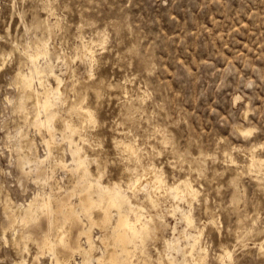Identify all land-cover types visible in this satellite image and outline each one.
I'll list each match as a JSON object with an SVG mask.
<instances>
[{"label":"rangeland","instance_id":"1","mask_svg":"<svg viewBox=\"0 0 264 264\" xmlns=\"http://www.w3.org/2000/svg\"><path fill=\"white\" fill-rule=\"evenodd\" d=\"M39 18L50 23L54 57L64 55L58 69L65 91L72 98V81L79 79L84 103L95 111L94 122L80 126L87 151L99 158L91 163L93 172L102 166L103 181L124 184L150 165L161 168L170 183L189 177L199 188L193 202L198 227L187 231L199 234L202 228L207 248L196 253L206 255L202 264H221L225 247L234 254L229 264H264V165L252 170L248 165L253 145L264 156V0H0V264H32L38 251L33 240L28 250H19L3 201L9 195L17 207L44 186L32 177L26 190L19 185L14 148L19 127L36 139L40 153L45 146L38 129L8 100L18 95L14 74L27 62L21 50L46 32L33 25ZM93 37L105 38L94 42V60L83 47ZM5 51L11 54L3 58ZM29 106L36 112L32 102ZM71 118L81 123L76 114ZM242 124L256 131L243 135L236 127ZM57 125L56 148H65L70 161L63 121ZM74 137L79 140L80 133ZM55 176L71 184L60 165ZM161 193L166 220L155 216L159 235L146 249L152 259L142 263L139 257L137 264H158L164 237L173 235L176 224L177 235L186 228L181 213L170 211L175 199ZM39 261L51 264L50 252Z\"/></svg>","mask_w":264,"mask_h":264},{"label":"bare ground","instance_id":"2","mask_svg":"<svg viewBox=\"0 0 264 264\" xmlns=\"http://www.w3.org/2000/svg\"><path fill=\"white\" fill-rule=\"evenodd\" d=\"M26 25V29L30 30L32 26ZM33 25L44 27L46 32L41 36L36 35L34 41L28 40L21 50L27 58L25 63L27 67H23L25 64L19 65L14 74L18 95L15 98L8 97V100L14 103L15 110L21 112L25 123L30 122L38 129L45 146V153H40L36 139L28 138L26 127H19L17 135L15 134L17 141L14 146L16 165L20 172L19 185L26 190L27 181L32 177L42 181L44 186L38 189L27 202L17 204V207H14L9 195L4 197V208L11 219L7 227L16 229L17 235L14 241L19 250L21 252L28 250L29 240L34 241L38 251L32 264H39L40 254L46 251L51 254V264H75L77 255L80 257L78 264H137L139 257L141 260L138 261L147 262V257H151V252L148 253L146 250L147 246L151 239L159 235L155 216L157 215L162 221L166 220L164 213L160 212L161 201H163L161 192L165 190L175 199L170 211L174 214L181 213L180 216L186 222V228L180 230V235H177L179 231L176 224L173 227V235L164 237L162 249L155 244L159 251V257L155 258L158 259V264H163L166 259L169 264H202V261L206 260V255L202 253L196 255L197 250L207 248L205 243L201 242L202 228L198 230L199 234L187 231L189 226L198 227L195 224L193 202L199 195V188L187 176L170 183L166 180L161 168L158 169L153 165V167L150 165V168H143L142 171L138 170L135 176L129 177L126 184L122 180L103 181L102 166H99L98 172L94 173L91 163L99 162V158L92 157L87 151L85 142L88 140L81 132L80 126H85L88 121L94 122L95 111L84 103L85 97L80 94L78 88L79 79L72 81L71 89L74 94L72 98L69 91H65L63 70L58 69L64 55L59 56L58 59L53 55L51 26L48 20L39 18ZM103 38L93 37L85 40L84 54L89 53L88 56L91 55L94 60L93 44L98 40L103 41ZM10 54L11 52L5 51L1 53V56L6 58ZM92 70L93 68H91V75ZM30 102L36 107L34 113L30 109ZM64 108L69 112L67 115L63 114ZM73 114L80 118L81 123L71 118ZM58 119L63 121L61 136L68 141L70 161L65 158V148V151L56 148V143L60 141L57 136ZM236 127L243 135L248 130L256 131L251 125L242 124ZM76 132L80 133L79 140L74 137ZM256 148L258 150V147L253 145L248 150L250 170L264 165V156L258 155ZM59 165L70 174V185L61 183L62 181L55 176L56 167ZM140 192L145 195L144 199V196H140ZM74 196L78 198V201L74 200ZM181 202L186 205L183 206ZM151 208L157 210V214L152 213ZM96 209L101 211L99 217L95 215ZM115 209L116 213H113ZM164 209L166 210V207ZM113 216H116L115 220ZM97 225L103 229L100 230L96 227ZM17 226H20L18 230ZM96 229L98 231L95 232ZM261 247H264V241ZM189 254L193 255L195 263L190 260L192 258L188 256ZM233 255V250L225 247L221 254V264H229L228 261L233 258Z\"/></svg>","mask_w":264,"mask_h":264},{"label":"snow or ice","instance_id":"3","mask_svg":"<svg viewBox=\"0 0 264 264\" xmlns=\"http://www.w3.org/2000/svg\"><path fill=\"white\" fill-rule=\"evenodd\" d=\"M0 67H3V65H0ZM253 131L254 130H248V131L245 132V135H251ZM261 147H264V145H262ZM154 206H156V205H154ZM189 223H191V221H189Z\"/></svg>","mask_w":264,"mask_h":264}]
</instances>
